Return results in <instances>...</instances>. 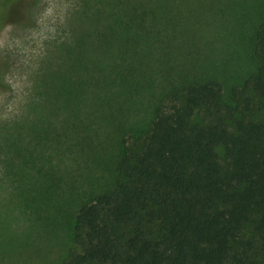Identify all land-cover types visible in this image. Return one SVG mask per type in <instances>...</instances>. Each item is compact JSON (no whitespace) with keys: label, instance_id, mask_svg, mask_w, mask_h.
<instances>
[{"label":"rangeland","instance_id":"374dc122","mask_svg":"<svg viewBox=\"0 0 264 264\" xmlns=\"http://www.w3.org/2000/svg\"><path fill=\"white\" fill-rule=\"evenodd\" d=\"M264 0H0V264H61L163 95L254 69Z\"/></svg>","mask_w":264,"mask_h":264},{"label":"trees","instance_id":"16d2710c","mask_svg":"<svg viewBox=\"0 0 264 264\" xmlns=\"http://www.w3.org/2000/svg\"><path fill=\"white\" fill-rule=\"evenodd\" d=\"M254 69L158 101L122 136L110 189L81 204L61 264H264V19Z\"/></svg>","mask_w":264,"mask_h":264}]
</instances>
